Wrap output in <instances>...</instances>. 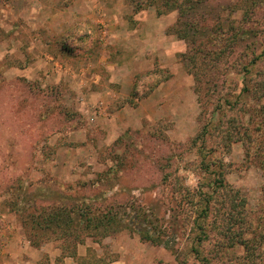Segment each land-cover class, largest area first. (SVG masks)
<instances>
[{
    "label": "rangeland",
    "instance_id": "1",
    "mask_svg": "<svg viewBox=\"0 0 264 264\" xmlns=\"http://www.w3.org/2000/svg\"><path fill=\"white\" fill-rule=\"evenodd\" d=\"M107 1L114 12L106 22L63 23L56 7L73 0H0V264L246 262L242 246L212 250L218 234L207 223L208 233L192 227L189 201L215 195L224 181L264 233V137L251 151L221 141L234 126L264 135V0H252L249 24L243 11L231 12L235 0L208 2L200 11L205 34L194 44L174 34L179 11ZM217 20L222 46L250 33L226 49L224 64L200 56L194 77L183 55L203 44L215 58L208 30ZM144 35L152 46L143 49L135 39ZM83 202L93 213L119 212L124 227L93 232L73 250L53 233L37 246L26 237L22 214ZM141 227L164 243L144 241Z\"/></svg>",
    "mask_w": 264,
    "mask_h": 264
},
{
    "label": "trees",
    "instance_id": "2",
    "mask_svg": "<svg viewBox=\"0 0 264 264\" xmlns=\"http://www.w3.org/2000/svg\"><path fill=\"white\" fill-rule=\"evenodd\" d=\"M211 1L214 0H185L184 2H179L178 0H129V4L137 11L142 9V7H155L158 15H166L172 11H179V18L176 26V28L179 27V29H176L174 34L179 39L186 42L191 39V42L194 44L197 42V37L204 36L205 34L203 30L205 29L204 24L207 21V17L201 15L200 13L202 12L200 11ZM233 4V10L231 12L237 10L243 11L244 23L249 24L250 16L253 13L252 7L254 6L252 0H235ZM245 5H247V7ZM189 19L193 22L188 23L187 20ZM223 24V21L217 20L213 25H209L208 32L212 33L210 39L216 48L213 52L215 58L211 57L212 55L209 51L204 52L203 44H199L195 50L191 49V55H183L185 59H183L184 66L189 69L188 72L192 76L196 77L197 75H201L200 71H195L197 69L196 67H198L196 66L197 59L199 60L200 56H202L203 61H205L207 57H210L208 58L209 60L216 59L218 61H223L222 64H224L226 63V61H224L226 52H231L226 49H233L237 42L242 41L241 38L250 33L249 29H243L241 37H239L238 40H233L237 35L233 39L231 38L233 40L232 46H222L221 42H225L220 32ZM189 31H193L191 38ZM187 61L190 63V66ZM167 79L168 77H165L161 81ZM161 81L157 82L156 86L161 83ZM259 84L258 89L261 95H264V77L260 79ZM196 91L197 94H199L198 90ZM133 95H136V93ZM229 129L230 131L222 134L223 137L221 140L222 143L227 146L236 142H243V145L246 147L245 149H250L251 151L253 143H262L258 142V139L264 137V135L260 136V133L257 138H254L255 134L252 133L241 134L235 126L233 128L229 127ZM245 137H248V139H245ZM251 156L252 154L249 158ZM253 156H256V154H253ZM259 164L260 167L264 168V162H259ZM215 185V190L217 191L215 195L206 196L201 193L195 196L191 195L192 198L189 203L191 205V211H193L191 213L195 216L192 227L197 230H203V233L205 231L208 233L203 227V224L207 223V226H205L206 228L209 227L210 230L216 231L218 235L213 240V251L222 253L226 252L227 249L235 248L236 245L242 246L246 252V262H242L241 264H264V233L260 234L257 231V229H260L262 226L261 222L258 219V224L256 225V222L248 215L245 209L246 200L240 195L238 190L232 189V187L224 181L215 182ZM220 191L224 192L220 193ZM197 199L198 201L195 202ZM80 204V206L74 208L59 206H52L47 209L43 207L37 209L29 208L28 210L31 209V212L21 215L26 237L32 245L37 246L39 239L45 237L48 233H53L58 236L60 235L59 238L67 244L63 246L65 250L71 249V247V250H73L77 245L84 242L83 238L93 237V232L99 233L102 236H107L111 233H116V231H120L124 227L123 215H119V212L112 213L105 211L103 214L93 213L90 207L84 202ZM151 231L149 227L144 229L141 227V230L139 229L136 232L141 234L144 241L162 245L164 242L161 240L160 236H156ZM206 233L205 235L207 237ZM201 241L203 242V240ZM199 247L194 250L195 254H199Z\"/></svg>",
    "mask_w": 264,
    "mask_h": 264
},
{
    "label": "crops",
    "instance_id": "3",
    "mask_svg": "<svg viewBox=\"0 0 264 264\" xmlns=\"http://www.w3.org/2000/svg\"><path fill=\"white\" fill-rule=\"evenodd\" d=\"M49 8L52 9V5H49ZM57 8V12L55 14V17L59 19L61 22H87V23H104L107 21V17L113 14V8L110 7L109 2L107 0H73V3H69L67 7H64L63 9ZM79 10V11H77ZM48 16V15H47ZM98 16H101L98 18ZM110 17V16H109ZM111 18V17H110ZM100 19V20H99ZM152 19V18H151ZM124 26V25H123ZM124 28V27H123ZM114 31V30H113ZM115 33V32H112ZM133 33H136L138 35L137 30H134ZM141 33V32H140ZM158 35L160 39L167 45L166 53L171 55L174 58L175 50L173 41H169V39L165 42V33L164 30L160 33L158 32ZM141 36V34H140ZM140 36H137L135 40L137 41V44L140 48H148L149 46H152L150 43L151 41H148L147 35H144L140 38ZM158 38V37H156ZM122 46V45H121ZM144 51V50H143ZM145 52V51H144ZM144 57V56H143ZM148 62V61H146Z\"/></svg>",
    "mask_w": 264,
    "mask_h": 264
},
{
    "label": "built area",
    "instance_id": "4",
    "mask_svg": "<svg viewBox=\"0 0 264 264\" xmlns=\"http://www.w3.org/2000/svg\"><path fill=\"white\" fill-rule=\"evenodd\" d=\"M98 113H99V111H95V113L93 114V116H91L90 121L93 122Z\"/></svg>",
    "mask_w": 264,
    "mask_h": 264
}]
</instances>
